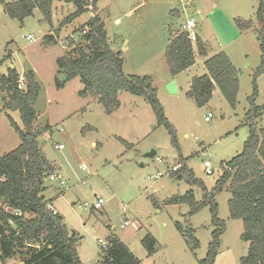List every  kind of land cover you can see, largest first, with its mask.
I'll return each mask as SVG.
<instances>
[{
    "label": "rangeland",
    "instance_id": "obj_1",
    "mask_svg": "<svg viewBox=\"0 0 264 264\" xmlns=\"http://www.w3.org/2000/svg\"><path fill=\"white\" fill-rule=\"evenodd\" d=\"M141 1L98 0V13L108 44L122 54L123 72L146 78L145 84L149 82L148 86L156 90L164 115L175 129L179 149L172 144L167 128L157 124L150 104L143 97L120 92V107L106 114L97 98L79 95L83 83L78 77L62 80L56 60L72 48L70 36L75 43L82 42L74 31L93 15L91 6L72 22L64 24V19L75 8L67 0H53L49 24L41 20L37 7L21 23L4 14L0 4V75L6 74L10 66L16 68L19 76L29 69L36 74L41 90L34 103L36 120L31 131L50 126L39 137V143L66 181L59 186L46 179L45 185L57 187L59 194L53 197L49 188L44 194L52 197L70 232L81 238L77 252L83 263L104 264L100 261L102 250L98 240L107 242V237L115 234L138 257L140 264H199L207 254L215 229L210 207L205 206L190 215L187 204H165V201L189 189H193L195 198L200 200L202 189L176 181L168 172L162 176H157V172L168 171L182 158L204 186L211 189L225 169V161L241 152L249 132L244 124V113L250 106L254 73L264 56L259 34L261 23L257 19L259 0H202L199 14H196L198 4L182 8L185 0H171L170 5L162 2L159 6L155 4L158 0H148V6H140L130 13ZM175 8L180 15H173ZM189 16L196 24L193 32L213 51H217L220 42L227 44L225 50L238 72L234 107L217 87L202 107L186 94L191 78L207 72L200 56L179 76L176 93H170L164 84L172 75L165 54L170 31ZM115 17L120 18V24L114 23ZM235 18L251 20L253 27L240 33ZM28 34L34 39H26ZM45 35L55 37V43L43 44ZM262 73L255 78L257 105L264 103ZM57 80L63 85L58 86ZM3 95L0 93V100ZM208 112L211 117L206 121ZM8 113L25 128L18 111ZM262 113V117L256 119L258 126H264V111ZM19 144L18 134L0 111V154ZM59 144L62 148L57 147ZM204 160L210 161L212 175L205 173ZM82 165L85 169H81ZM97 198L104 200L102 207L90 208ZM229 198L227 189L215 196L218 217L224 222L215 264H241L240 258L248 249L247 243L241 240V220L230 218ZM125 221L128 222L125 224ZM177 222L182 230H194L198 240L196 249H191L176 228ZM147 232L157 239L151 256H147L141 245ZM14 263L12 258L3 260L0 256V264Z\"/></svg>",
    "mask_w": 264,
    "mask_h": 264
},
{
    "label": "trees",
    "instance_id": "obj_2",
    "mask_svg": "<svg viewBox=\"0 0 264 264\" xmlns=\"http://www.w3.org/2000/svg\"><path fill=\"white\" fill-rule=\"evenodd\" d=\"M52 1L0 0V4L4 14L21 23L32 15L37 7L42 16L41 20L50 24ZM67 1L73 4L75 11L64 19V24L72 22L89 10V6L93 15L74 31L79 34L82 42L75 43L70 36L69 45L72 48L56 60L59 72L63 71L66 77L65 81L78 77L83 83L79 95L97 98L106 114H111L120 107V92L143 97L150 104L157 124L167 128L172 144L179 149L175 129L164 115L156 90L145 84L146 78L123 72L122 54L114 51L107 42L104 23L97 14V0ZM257 19L261 23L259 34L263 40L261 48L264 51V0H259ZM235 23L240 30L253 27L251 20L235 18ZM169 38L165 54L170 73L176 75L194 64L196 54L186 31L171 30ZM55 40V37L45 35L43 44H54ZM194 42L196 53L207 57L209 45L199 36L195 37ZM204 65L207 73L193 77L186 94L197 106L202 107L212 98L216 85L228 104L234 107L239 82L237 69L230 58L224 51H220L208 56ZM262 72L264 56L261 66L254 73L253 91L248 100L250 106L244 117V124L249 130L248 136L241 152L225 162L230 169H223L211 189L204 186L202 180L195 176L182 158L178 162L180 167L169 173L176 181H185L189 185L200 187L202 197L196 200L193 189H189L182 195L167 199L165 204H187L190 215L205 206L210 207L215 229L211 233L212 241L207 254L204 259L199 260V264H215L219 238L224 229V222L218 217L215 196L226 188L228 183L226 189L230 193L229 215L232 219L241 220V240L248 243L247 253L240 258V263L264 264V126H258L256 123V119L263 115L264 105L255 104V78ZM19 77L15 68H9L6 74L0 75V93L4 94L1 98L2 111L20 138V144L16 148L0 154L1 259L16 257L24 264H85L77 252L81 238L77 233L70 232L64 216L50 208L51 201L44 195L45 180L57 171L56 165L46 157L39 143V137L49 130L50 126L26 132L27 127L33 129L36 120L34 103L41 86L31 69L23 73L22 89L17 86ZM57 85L61 86L63 83L57 80ZM10 111L19 112L24 129L13 120L8 113ZM154 203L159 206L155 199ZM175 226L181 231L191 249H196L198 240L194 236V230H182L178 222ZM141 245L147 256H151L156 250L157 239L147 232L141 239ZM101 250L100 261L104 264H140L138 257L115 234L107 237V246Z\"/></svg>",
    "mask_w": 264,
    "mask_h": 264
},
{
    "label": "crops",
    "instance_id": "obj_3",
    "mask_svg": "<svg viewBox=\"0 0 264 264\" xmlns=\"http://www.w3.org/2000/svg\"><path fill=\"white\" fill-rule=\"evenodd\" d=\"M98 1V0H97ZM169 1H171V0H158V1H156L155 2V4H157L158 6L160 5V4H162V2H165V3H168L169 5H170V2ZM202 0H185V4H183L182 5V8L184 7H186V6H188V5H195V4H198V8H197V11H196V14H199V11H201V2ZM148 0H142L137 6H134V7H132L130 10H129V12L131 13V12H133L135 9H138V7H140V6H143V7H146V6H148ZM182 2V1H181ZM181 2H179V3H181ZM196 2V3H195ZM199 4H200V6H199ZM172 5V4H171ZM96 6H97V3H96ZM99 8L97 7V14L99 15ZM176 14H179L180 15V12H179V9H177V8H175L174 9V14L173 15H176ZM101 18V17H100ZM190 18H193L192 16L190 17L189 16V18H186V20L187 19H190ZM102 20V19H101ZM172 20V19H171ZM186 20L184 21V22H182L181 23V25L179 26V27H174L173 26V28L174 29H172L173 31L175 30V29H180L181 27H182V25L186 22ZM114 23L115 24H120L121 23V20H120V18L119 17H115L114 18ZM173 21H171V23H172ZM171 25H173V24H171ZM248 30V29H247ZM176 31V30H175ZM240 31H243V30H240L239 29V32ZM241 33V32H240ZM195 35L196 36H199L198 34H196L195 33ZM238 36V35H237ZM170 39V38H169ZM200 39L202 40V38L200 37ZM203 41V40H202ZM168 43H169V40H168ZM168 43H167V45H168ZM209 45V44H208ZM227 46V44H225L224 42L222 43V42H220L219 44H218V48H217V51H213V49L211 48V46L209 45V52H208V56H211V55H214V54H216V53H218V52H220V51H224L226 54H227V56L230 58V60H231V57H230V55L228 54V52H226V47ZM193 49H194V51H195V54H196V56H200V55H198L197 53H196V48H195V45L193 44ZM196 56H195V61H196ZM207 56V57H208ZM200 57H203V56H200ZM207 57H203V61H205V59L207 58ZM231 62H232V60H231ZM1 63V62H0ZM195 63V62H194ZM204 63V62H203ZM194 64H192L190 67H188L187 69H185V70H183L182 72H180V73H178V74H176V75H169V77L166 79V81H165V83L164 84H168L169 83V81H171V80H175V83H176V86H177V89H179V83H178V79H179V76L182 74V73H184V72H186V71H188L192 66H193ZM10 68H14L13 66H10ZM206 68V67H205ZM9 68H7V70H8ZM16 69V68H15ZM34 72V71H33ZM207 73V72H206ZM206 73H204V74H206ZM34 74H35V72H34ZM262 74H264V73H262ZM201 75H203V74H201ZM35 76H36V74H35ZM195 76H200V75H195ZM195 76H193V77H195ZM192 77V78H193ZM192 78H191V80L189 81V84H188V86H187V90L189 89V87H190V84H191V81H192ZM215 87H217L216 85H215ZM215 87H214V89H215ZM218 88V87H217ZM213 89V90H214ZM187 92V91H186ZM122 93V92H121ZM88 97V96H87ZM1 101V100H0ZM257 105V104H256ZM262 105H264V103L263 104H261V105H257V106H262ZM248 110V109H247ZM247 110H245V113L247 112ZM0 111H2V102L0 103ZM245 113H244V117H245ZM19 125V124H18ZM20 126V125H19ZM248 136V135H247ZM237 155V154H236ZM234 157V156H233ZM52 162V161H51ZM226 162V161H225ZM55 164V163H54ZM56 165V164H55ZM56 167H57V171H58V166L56 165ZM192 186V185H191ZM45 191L49 188L50 190H52V192L54 193V195H53V197H55V196H57L59 193H57L56 192V190L58 189L57 187H51V186H49L48 187V185H45ZM224 189H226V188H224ZM44 191V192H45ZM186 192V191H185ZM60 193H62V191L60 192ZM45 195V194H44ZM45 197H46V195H45ZM47 199H49L50 201H51V207L54 209V210H56L57 212H59V210H58V208L54 205V202H52V197H50V198H48V197H46ZM197 200V199H196ZM60 213V212H59ZM247 245H248V243H247ZM129 248V247H128ZM13 260H15V263L14 264H20V263H22L18 258H16V257H11ZM8 259V258H7ZM10 259V258H9Z\"/></svg>",
    "mask_w": 264,
    "mask_h": 264
},
{
    "label": "built area",
    "instance_id": "obj_4",
    "mask_svg": "<svg viewBox=\"0 0 264 264\" xmlns=\"http://www.w3.org/2000/svg\"><path fill=\"white\" fill-rule=\"evenodd\" d=\"M195 22L193 18L187 19L186 22L182 25V30L187 32V36L191 41H195V33L193 32V28L195 27ZM84 32V31H83ZM26 39L28 40H33L34 37L31 34H28L26 36ZM17 86L19 89H22L24 87V78L23 76L19 77V80L17 82ZM211 117V113L208 112L207 115L205 116V120H209ZM58 148H62V144H59L57 146ZM180 167L179 163L174 164L168 171H159L157 172V176H162L164 173H171L176 171ZM203 167L204 171L208 175H212L214 173V170L211 167V163L209 160H204L203 162ZM225 169H230L226 164H224ZM81 169H85V166L82 165ZM48 180L54 183H57L59 186H63L66 184V181L64 180L63 176L59 171H56L52 174L49 175ZM104 203V200L102 198H97L96 201H94L91 205L90 208L92 209H100L102 207V204ZM51 209H53L50 206ZM128 221H125V224ZM98 242L100 243V248H106L107 242H104L102 239H99Z\"/></svg>",
    "mask_w": 264,
    "mask_h": 264
},
{
    "label": "water",
    "instance_id": "obj_5",
    "mask_svg": "<svg viewBox=\"0 0 264 264\" xmlns=\"http://www.w3.org/2000/svg\"><path fill=\"white\" fill-rule=\"evenodd\" d=\"M61 77H62V80H65V78H66L63 71L61 73ZM146 84L148 86L149 82H147ZM166 88L170 93H176L177 92V86H176L175 80L173 79V80L169 81V83L166 85ZM30 131H31L30 128L27 127L26 132L29 133Z\"/></svg>",
    "mask_w": 264,
    "mask_h": 264
}]
</instances>
